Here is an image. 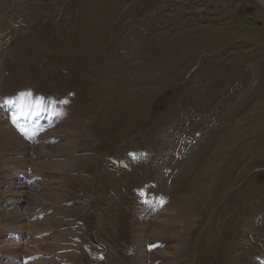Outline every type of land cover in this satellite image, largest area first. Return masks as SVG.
<instances>
[{
    "label": "rangeland",
    "instance_id": "rangeland-1",
    "mask_svg": "<svg viewBox=\"0 0 264 264\" xmlns=\"http://www.w3.org/2000/svg\"><path fill=\"white\" fill-rule=\"evenodd\" d=\"M57 3L66 4L72 25L62 28L45 16L41 6L53 11ZM1 42L10 72L6 77L0 63V95L46 84L69 100L72 112L50 131L66 139L37 146L40 166L35 158H6L29 144L0 120V129L13 131L0 139V159L14 168L30 163L43 179L37 190L8 196H26L28 217L38 216L40 225L24 226L21 212L4 211L9 217L0 220L31 233L36 251L4 243V255L27 254L33 264H148L147 255L118 248L131 231L143 244L172 241L151 254L162 264H182L180 258L187 264H264V0H0ZM196 110L219 115L217 127L205 129L207 120L199 118L184 123ZM198 127L184 160H169L172 182L155 187L165 168L149 151L164 157L179 133L191 135ZM84 148L113 157H124L126 149L149 151L134 153L118 170L104 165L103 155L77 157ZM109 188L120 198L110 200ZM132 192L165 194L173 203L161 217L141 220L140 209L131 216L127 210ZM131 225L120 238L118 227ZM84 235L106 250L95 254L91 246L88 256ZM65 241L75 252L61 256Z\"/></svg>",
    "mask_w": 264,
    "mask_h": 264
},
{
    "label": "bare ground",
    "instance_id": "bare-ground-1",
    "mask_svg": "<svg viewBox=\"0 0 264 264\" xmlns=\"http://www.w3.org/2000/svg\"><path fill=\"white\" fill-rule=\"evenodd\" d=\"M0 123H4V122L0 121ZM5 123H7V121H6ZM8 132H9V133H12L13 131H11L10 129L1 128V129H0V139H2V138H4V137H8V135H9ZM15 135H16V132L14 131L13 136H15ZM10 150H11V149H10Z\"/></svg>",
    "mask_w": 264,
    "mask_h": 264
}]
</instances>
